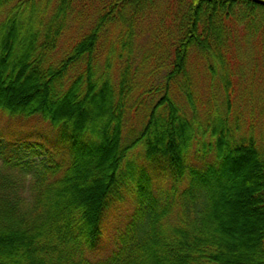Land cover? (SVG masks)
Returning a JSON list of instances; mask_svg holds the SVG:
<instances>
[{
  "label": "trees",
  "instance_id": "trees-1",
  "mask_svg": "<svg viewBox=\"0 0 264 264\" xmlns=\"http://www.w3.org/2000/svg\"><path fill=\"white\" fill-rule=\"evenodd\" d=\"M263 80L254 0H0V264H264Z\"/></svg>",
  "mask_w": 264,
  "mask_h": 264
},
{
  "label": "rangeland",
  "instance_id": "rangeland-1",
  "mask_svg": "<svg viewBox=\"0 0 264 264\" xmlns=\"http://www.w3.org/2000/svg\"><path fill=\"white\" fill-rule=\"evenodd\" d=\"M262 83H263L262 85L264 86V80H263ZM256 89H257V90H256ZM254 90H255V92H253V93H248V94L242 92V96H244L245 100H247V99H249L250 97H252V98H255V100L257 101L258 98L260 97V95L263 94L262 87H261V88H259V87H258V88H255ZM248 91H251V89H248ZM248 91H247V92H248ZM253 101H254V100H252L251 102H253ZM256 101H255V102H256ZM2 118H3V117L0 116V121H3ZM30 133H31V132L23 131V132H19V135H21V137H23V136H26L27 134H30ZM138 148H140V147L138 146ZM166 180H167V181H166ZM170 180H171L170 177H169L168 175H166V174L155 176V177H153V179H152V181L157 182V183H160V182H163V181H164L163 183H165V182H170ZM182 182H184V180H182ZM94 197H95L94 194H93V196H90V197H89L91 205L94 204ZM231 217H233L234 220H237V222H238V221H241L240 216H239L236 212H234L233 214H231Z\"/></svg>",
  "mask_w": 264,
  "mask_h": 264
},
{
  "label": "water",
  "instance_id": "water-1",
  "mask_svg": "<svg viewBox=\"0 0 264 264\" xmlns=\"http://www.w3.org/2000/svg\"><path fill=\"white\" fill-rule=\"evenodd\" d=\"M254 1L261 4V5H264V0H254Z\"/></svg>",
  "mask_w": 264,
  "mask_h": 264
}]
</instances>
